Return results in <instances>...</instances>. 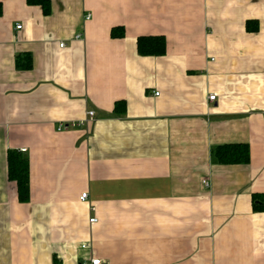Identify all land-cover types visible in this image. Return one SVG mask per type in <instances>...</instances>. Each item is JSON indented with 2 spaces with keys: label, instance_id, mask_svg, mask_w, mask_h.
<instances>
[{
  "label": "crops",
  "instance_id": "crops-1",
  "mask_svg": "<svg viewBox=\"0 0 264 264\" xmlns=\"http://www.w3.org/2000/svg\"><path fill=\"white\" fill-rule=\"evenodd\" d=\"M48 1L0 0V264H264V0Z\"/></svg>",
  "mask_w": 264,
  "mask_h": 264
},
{
  "label": "trees",
  "instance_id": "trees-1",
  "mask_svg": "<svg viewBox=\"0 0 264 264\" xmlns=\"http://www.w3.org/2000/svg\"><path fill=\"white\" fill-rule=\"evenodd\" d=\"M28 5H36L42 8L43 14H49L50 3L48 0H26ZM111 37L118 39L124 36L121 27L112 28ZM137 53L141 57H161L165 54L166 44L165 38L162 36L138 37L136 39ZM30 64L24 65L29 68ZM125 111L123 101L116 102L113 112L120 114ZM213 159L218 164H248V146L247 145H225L220 146L212 151ZM8 180L16 184V194L19 203H27L29 201V166L28 160L23 152L9 150L7 154Z\"/></svg>",
  "mask_w": 264,
  "mask_h": 264
},
{
  "label": "built area",
  "instance_id": "built-area-1",
  "mask_svg": "<svg viewBox=\"0 0 264 264\" xmlns=\"http://www.w3.org/2000/svg\"><path fill=\"white\" fill-rule=\"evenodd\" d=\"M21 28V25L17 24L16 25V29H20ZM79 36H77L78 38ZM59 47H63V43L60 44ZM156 96L159 95V93H155ZM215 99V95L213 94H210L209 97H208V101H213ZM87 119L85 120H81V121H77V122H71V123H67V124H62L61 126H59V128L57 129V131H62V130H71V129H75L77 127H81L83 126L87 121H91V119H93V116H94V112L91 111V112H88L87 114ZM20 152H24V150H20ZM203 185L205 186H208V183L207 182H203ZM87 195L86 193H82V195L80 196V200L81 201H85L87 199ZM90 223H93L94 222V219H90L89 220ZM87 246L84 245L82 246V248H86ZM82 264H109L107 261H104L102 259H99V258H96V259H91L89 260L88 262L85 261V262H82Z\"/></svg>",
  "mask_w": 264,
  "mask_h": 264
}]
</instances>
